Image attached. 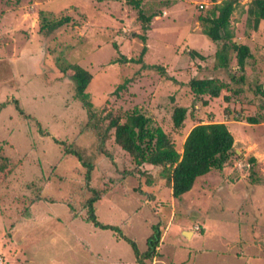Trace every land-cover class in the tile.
Here are the masks:
<instances>
[{
    "label": "rangeland",
    "instance_id": "1",
    "mask_svg": "<svg viewBox=\"0 0 264 264\" xmlns=\"http://www.w3.org/2000/svg\"><path fill=\"white\" fill-rule=\"evenodd\" d=\"M129 1L0 0V152L18 163L0 172V264H136L126 237L143 252L156 223L163 232L171 226L159 264H264V98L256 93L264 83V24L253 29L251 0H238L232 40L216 42L203 32L202 17L222 0H143L147 14L160 13L142 56L156 69L143 68L144 31ZM64 18L54 31L43 27ZM233 43L251 46L250 75ZM223 54L228 66L217 61ZM74 62L92 74L87 91L98 117L143 109L180 152L196 124L225 122L234 137L230 159L198 176L181 198L160 166L127 174L129 153L113 136L101 152L97 130L86 128L87 109L66 73L72 69L62 71ZM209 75L227 88L217 97L192 93L187 83ZM177 106L188 109L179 128ZM79 150L95 162L91 184L111 187L94 207L98 221L114 229L87 220L85 167L67 153Z\"/></svg>",
    "mask_w": 264,
    "mask_h": 264
},
{
    "label": "trees",
    "instance_id": "2",
    "mask_svg": "<svg viewBox=\"0 0 264 264\" xmlns=\"http://www.w3.org/2000/svg\"><path fill=\"white\" fill-rule=\"evenodd\" d=\"M163 1L165 5H168L167 2L169 0ZM237 2L238 0H222L214 5L208 16L202 17L204 21L203 32L212 41L218 42L221 39L232 40L234 33L231 28V15L238 5ZM129 3L137 9V20L142 23L141 25L144 31L140 35L144 46L141 50V57L137 61L142 63L143 68L156 69L155 65L143 63L142 56L148 50L146 45L148 36L146 32L151 28L152 20L160 13L152 9L147 14L145 8L142 6L143 0H130ZM66 20L67 18L57 22L54 21L53 23L46 22L43 27L47 28L48 32H51L62 26ZM247 20L253 29L257 30L259 28L261 20H264V0L250 1L247 9ZM233 45L238 51L237 61L239 67L244 71L246 60L251 56L250 48L248 45L238 46L236 43H233ZM226 46H228V43L224 45V48ZM200 56L203 58V55ZM217 61H220L222 65L228 66V59L224 54ZM68 68L72 69V71L66 73L73 82L76 91L75 95L80 98L88 112L89 118L86 122V128L92 129L94 127L97 130L101 141V146H99L101 152L103 151V145L113 136L114 142L121 149L129 153L134 162V168H128L126 170L127 174L132 175L135 171H140L139 167L143 164L160 166L162 168V174L166 177L169 186L172 188L173 196L181 198L182 195L193 188L198 176L207 174L212 168L222 169L224 164L230 159L234 149V137L227 123L211 121L196 124L188 133L183 144L182 152H180L172 137L160 126L153 125L152 118L143 109L142 111L133 109L129 113L125 111H109L104 118L98 117L95 113L93 103L90 100V94L87 91V87L92 79L91 72L77 62L69 64L67 68H62V71L65 72ZM164 75H167V73H164ZM168 76L171 80L176 81L173 76L169 74ZM130 81L131 79H127V84ZM239 81L244 82L245 76L241 75ZM187 84L191 92L196 96L207 94L212 97L219 96L221 91L228 86L222 78L213 75L202 78L193 77ZM126 87L127 85L125 87L123 85L120 88L125 89ZM256 90V93L262 95L264 98L263 85L258 84ZM204 103L206 104L207 101H204ZM187 113V107L177 106L175 108L172 119L177 128L182 126ZM106 120H108L107 124L103 125L102 123ZM247 121L250 123H258L260 119L256 116H248ZM67 153L75 155L85 167L84 175L82 176L83 183L81 184H83L85 193L89 194L87 197L84 196L83 199V203H85L84 208H88L87 220L95 222L98 227L114 229L113 226L99 222L97 219L94 204L111 187L105 186L106 184H104L103 186L105 187L101 188L91 184L94 171L93 167L95 165L93 157L85 159L83 157L85 156L84 152L81 150L74 152L67 151ZM16 164L18 163L11 157L0 152V172L3 173L6 171L5 173H7L8 170L12 171L16 168ZM141 173L144 172L141 171ZM160 227V223L152 225V233L147 238L148 248L143 252L137 248L135 242L126 237L136 251L135 255L139 264H152L153 258L159 253L158 247L163 236V231Z\"/></svg>",
    "mask_w": 264,
    "mask_h": 264
},
{
    "label": "crops",
    "instance_id": "3",
    "mask_svg": "<svg viewBox=\"0 0 264 264\" xmlns=\"http://www.w3.org/2000/svg\"><path fill=\"white\" fill-rule=\"evenodd\" d=\"M263 24H264V20H261V22H260V24H259V28L258 29H260V27H262L263 26ZM257 29V30H258ZM248 46H249V48H251V46L248 44ZM247 64H248V62H246V64H245V73H247L248 75H250L251 73H252V71L250 70V68L248 69V66H247ZM262 70H263V67H261V71H259V73L261 74H264L263 72H262ZM260 81L261 82H264V77H260ZM260 83V82H259ZM263 86H264V83H263ZM191 130V129H190ZM190 132V131H189ZM188 135V134H187ZM187 137V136H186ZM186 139V138H185ZM185 141V140H184ZM182 149H183V146H182ZM170 225V223L169 224H167V227ZM182 225V224H181ZM182 226H184V225H182ZM170 228H171V226H169L164 232H163V236H162V239H161V242H160V245H159V247H158V256L156 257V258H154V261H152V263L153 264H159V263H163L164 262V260H165V252H163V249L165 248L166 249V246H165V244H164V241L166 240V237L168 236V232H169V230H170ZM184 230V229H183ZM189 236H191V233H192V236L191 237H193V232L192 231H185ZM164 255V256H163ZM136 260V259H135ZM137 261V260H136ZM168 263H169V261H168ZM177 263V261L175 262L174 260H170V263L169 264H176ZM136 264H139V262L137 261L136 262Z\"/></svg>",
    "mask_w": 264,
    "mask_h": 264
}]
</instances>
